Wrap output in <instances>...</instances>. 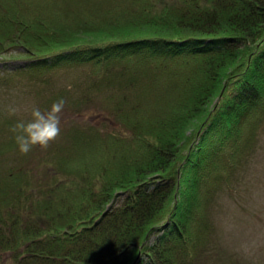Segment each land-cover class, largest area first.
Here are the masks:
<instances>
[{"label": "trees", "instance_id": "obj_1", "mask_svg": "<svg viewBox=\"0 0 264 264\" xmlns=\"http://www.w3.org/2000/svg\"><path fill=\"white\" fill-rule=\"evenodd\" d=\"M13 60L74 120L26 154L5 122L0 264L207 263L264 131V0H0Z\"/></svg>", "mask_w": 264, "mask_h": 264}, {"label": "rangeland", "instance_id": "obj_2", "mask_svg": "<svg viewBox=\"0 0 264 264\" xmlns=\"http://www.w3.org/2000/svg\"><path fill=\"white\" fill-rule=\"evenodd\" d=\"M23 64V60H13L8 65L0 61V139L5 136L3 129L9 118L30 119L33 106L45 109L46 94L40 92L38 85L32 83L29 76L15 71L20 69L17 66ZM62 74L65 77L64 72ZM55 78L52 77V83ZM14 104L21 108L17 116L9 114V107ZM69 116L70 113L63 112L62 121L68 119L71 124L74 119ZM84 118L79 117V121ZM62 134L55 139H60ZM260 142L249 169L239 176L234 191L225 190L215 203L213 214L216 241L204 264H264V131ZM23 162L30 164L20 154L19 158L7 154L0 171L10 166H21Z\"/></svg>", "mask_w": 264, "mask_h": 264}, {"label": "clouds", "instance_id": "obj_3", "mask_svg": "<svg viewBox=\"0 0 264 264\" xmlns=\"http://www.w3.org/2000/svg\"><path fill=\"white\" fill-rule=\"evenodd\" d=\"M66 104V98L59 97L46 110L33 106L30 119L19 118L14 121L11 132L21 153H29L36 145L42 149L49 147L62 130V113ZM20 111L19 105L9 107L12 116H17Z\"/></svg>", "mask_w": 264, "mask_h": 264}]
</instances>
